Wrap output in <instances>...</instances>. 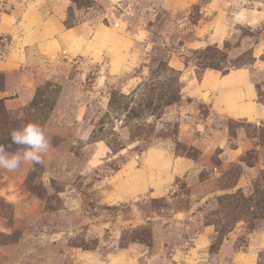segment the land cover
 I'll return each instance as SVG.
<instances>
[{
	"label": "rangeland",
	"instance_id": "obj_1",
	"mask_svg": "<svg viewBox=\"0 0 264 264\" xmlns=\"http://www.w3.org/2000/svg\"><path fill=\"white\" fill-rule=\"evenodd\" d=\"M32 1L0 0V144L17 151L10 132L35 123L50 146L43 167L0 170V264H264V116L220 117L193 89L214 72L233 95L245 75L264 106V0H62L66 27L149 32L139 66L114 74L23 48ZM98 74L104 99L85 98ZM159 140L191 170L161 198L115 201L116 174Z\"/></svg>",
	"mask_w": 264,
	"mask_h": 264
},
{
	"label": "crops",
	"instance_id": "obj_2",
	"mask_svg": "<svg viewBox=\"0 0 264 264\" xmlns=\"http://www.w3.org/2000/svg\"><path fill=\"white\" fill-rule=\"evenodd\" d=\"M45 6L46 9L43 8ZM68 8L69 4L62 0H33L31 4L27 5L23 11V14H25L23 17L25 30L21 31L19 37L22 47L26 48L36 45V49L37 51H41V53L39 51L41 55L51 56L57 52L58 47L61 45L64 48H68L71 57L76 56L73 57V60H75L73 63L78 64L79 61L85 60L88 63L102 66L104 61H106L107 68H109L108 73L110 74L115 73L113 72V64L120 63L122 65L121 70L123 68L130 69L133 66V71L136 66H139L141 60L140 55L136 56V51L141 52V46L147 50L149 45V32L145 31L143 27L129 31L127 35L128 39L122 36L121 32L104 24L91 27L92 25L88 22L81 21L69 28L65 26ZM142 54L143 52H141V58ZM123 61H126L130 66L123 67ZM172 65L174 63H172L171 59L170 66ZM176 67L178 70H182L180 63H176ZM123 71L125 70L123 69ZM100 75H97L91 88L83 92L93 93L97 90L98 94L95 92L94 96L95 98L98 97V100L100 98L104 99L102 87L106 84V80L104 81L106 76L101 77ZM229 75L224 78H227ZM237 77L239 75L235 79ZM245 78L244 75V81L246 80ZM222 79L214 72H206L201 81L203 84H199L202 87L200 91L193 87L195 93H197L196 100L207 105L209 104L212 112L220 117L235 116L233 118L253 119L255 122L260 121L264 116V106L254 102L257 101V98L255 100L254 91H252L250 86L245 83L244 90H238L244 82L243 80L239 82L242 79L240 77L236 81H233V83L236 84L238 82V85L239 83L241 85L237 89L235 88L233 95H230L229 92L231 90L225 88L232 81H229L228 84V81H226V85L223 86L224 82ZM205 88L209 90L208 100L204 97L207 94V91L204 90ZM227 91L228 93H226ZM216 92L218 93L216 94ZM87 93L85 94V98L90 99V95ZM228 96H233L235 104H231L228 101ZM185 117L181 118L185 127L194 129V126H196L192 122L194 116H191L187 111ZM84 125L87 130L90 129L88 128L90 126H87L88 123H84ZM87 137L89 138L85 134L82 138L87 139ZM98 144V141H94L93 143L95 146ZM140 162V165H138L140 166L139 169L137 167L133 168L131 165L129 167L127 163L116 174L114 180H117L116 183L119 188L113 197L115 201L135 199L146 193L155 198H161L164 196L162 194L166 189V185L187 174L193 166L191 160L182 156L177 157L167 142H162V140H159L157 144L141 153ZM127 170L128 174L124 173Z\"/></svg>",
	"mask_w": 264,
	"mask_h": 264
},
{
	"label": "clouds",
	"instance_id": "obj_3",
	"mask_svg": "<svg viewBox=\"0 0 264 264\" xmlns=\"http://www.w3.org/2000/svg\"><path fill=\"white\" fill-rule=\"evenodd\" d=\"M9 135L11 144L22 147L15 152H9L0 144V170L15 172L23 164L41 167L45 165L43 157L49 149L50 142L42 127L35 123H27L19 129H13Z\"/></svg>",
	"mask_w": 264,
	"mask_h": 264
}]
</instances>
